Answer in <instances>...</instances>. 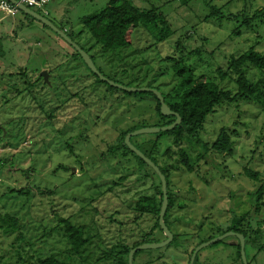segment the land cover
I'll list each match as a JSON object with an SVG mask.
<instances>
[{"label":"rangeland","instance_id":"1","mask_svg":"<svg viewBox=\"0 0 264 264\" xmlns=\"http://www.w3.org/2000/svg\"><path fill=\"white\" fill-rule=\"evenodd\" d=\"M109 1L54 0L36 12L58 29L78 35L80 19ZM135 4L140 9H159L174 34L155 43L145 30H138L131 48L121 52H102L95 46L91 52L95 66L114 83L144 91L152 85L173 102L185 90L174 73L178 62L196 80L214 81L236 93L237 75L228 68L230 59L251 47L264 54V18L260 17L264 0H140ZM0 15V45L5 53L0 56V125L4 127L0 130V216L19 222L18 232L7 234L0 221V264H38L52 255L70 256L63 220L82 227L92 240L90 251L83 254L85 263L73 257L79 264H113L114 258L103 261L113 247H134L149 233L150 240L166 241L165 233L154 228L155 213L136 219L142 198L153 199L157 206L162 203L158 175L130 154H107L125 131L157 128L155 98L126 96L118 90L110 93L53 29L18 10L0 11ZM246 17L252 19L249 26L244 24ZM76 40L86 47L95 44L86 32ZM219 69L230 77L221 80ZM256 70L245 66L247 78L254 83L263 78ZM20 71L27 72L30 83L47 71L50 88L28 89L19 77H9ZM13 85L24 92H8L10 101L5 104L4 86ZM30 90L43 100L58 98L63 104L53 122L49 120L51 125ZM50 109L52 105L45 112ZM222 129L232 134L230 154L211 149ZM137 137L134 144L152 154L169 176L173 201L169 226L177 241L169 248L143 250L134 264H189L201 242L228 233L233 216H245L242 229L248 234L260 228L264 235V197L258 211L251 197L264 185V108L241 100L217 107L200 132V142L208 147L205 155L200 143L192 146L184 140L177 145L167 136L157 141L156 134ZM245 169L259 173L261 182L248 178ZM239 243L229 236L205 247L194 264H241ZM255 255L248 252L251 264H264V252Z\"/></svg>","mask_w":264,"mask_h":264},{"label":"trees","instance_id":"2","mask_svg":"<svg viewBox=\"0 0 264 264\" xmlns=\"http://www.w3.org/2000/svg\"><path fill=\"white\" fill-rule=\"evenodd\" d=\"M2 1V0H0ZM140 1V0H138ZM20 11L19 9H17ZM22 12V11H20ZM23 13V12H22ZM24 14V13H23ZM26 15V14H25ZM28 18H31L32 21H37L32 17L26 15ZM261 18H264V11L260 15ZM259 17V18H260ZM257 18V17H255ZM250 20L247 17L244 20V24L249 26ZM82 31L75 35L72 31H65L66 34L76 42L84 51L88 53L90 58L95 64L94 56L91 54L95 46H99L102 52L104 51H123L126 49L131 48L133 45V39L139 30H145L153 39L155 43H163L168 38H170L174 34V30L171 28L167 18L159 9H140L133 0H110L108 4L102 8L100 11H97L93 14L85 16L80 19ZM45 28H49L43 25ZM60 30L64 31L65 28L59 27ZM86 32L90 39L94 41V46L86 47L83 46L80 42L76 40V37H80L82 33ZM62 41H64L62 39ZM73 56L78 58L83 62L86 66V69L96 78L98 84H104L110 90V93L121 91L119 93H123L126 96H137V95H144V96H152L155 98L157 102V112L159 117V124L158 128L166 127L172 125L177 118L174 116L165 117L161 114V105L157 98V96L152 91H144L139 93H129L124 90H120L116 87L110 86L108 83L101 81L100 78L95 75L85 64L83 58L77 53L75 50ZM5 53L2 50V45H0V56H4ZM250 65L253 68L257 69L260 74H262L263 78L257 82H252L246 76L245 66ZM228 68L230 72H233L237 75V79L235 81L237 86V92L234 93L232 90L222 89L218 83L214 81L205 82L201 80H196L193 72H191L185 65L176 63L173 66L174 73L179 77L181 82V87L185 88L182 95H180L179 100H174L170 102V98L163 94L166 104L170 107V109L177 113L181 119V123L173 130L162 132L156 134L157 141H160L165 136L170 137L173 139L174 143L179 145L182 141L187 140L192 146H195L197 143L203 147L204 155L208 151V147L206 144H202L200 142V132L204 129V124L206 122V118L208 115L213 114L216 112V108L220 107L225 103H233L241 101H246L248 103H252L257 105L261 108H264V54L258 52L254 47H251L248 51L241 54L238 57H232L228 63ZM101 74L105 77L102 73L101 69L98 68ZM256 70V71H257ZM38 72V71H36ZM39 73V72H38ZM221 80H225L226 78L230 77V73L226 70L219 69L217 71ZM9 77L13 79L14 77H19V79L28 86V89H40L42 85V89L47 90L50 88V85L46 83L43 77L38 76V79L30 83L27 79V72L20 71L17 74H10ZM109 80L114 81L112 78L107 77ZM12 83V82H9ZM18 83V82H14ZM150 89H156L152 87V85H148ZM158 90V89H157ZM4 100L5 104L10 101L9 97H7L8 92L13 91L17 95H20L23 90L18 87V85L13 86H4ZM31 95V98L34 99L33 101L38 106V110H40L43 114L46 115V122L48 125H51L53 120L55 119V114H58L61 111L63 106L60 101L54 102L53 100H43L42 96L36 97L32 94V90L28 91ZM3 97V96H2ZM1 97V98H2ZM48 105H52V109L48 113L45 112V109ZM36 110V111H38ZM35 111V112H36ZM58 117V116H57ZM49 120H51L49 122ZM145 127V126H144ZM142 127V128H144ZM136 131V128L132 130L125 131L122 137L118 140L117 145L113 146L109 151V156H114L121 154V157H126L127 154L134 156L141 165L148 166L142 159H140L135 153H133L130 148L127 146L125 139L129 133ZM138 137H132L131 143L137 149L140 150V147L136 144V139ZM135 143V144H134ZM211 149L218 152V153H227L230 154L234 150V141L232 140L231 132L227 131L226 129H222L218 134L216 140L213 142ZM121 152V153H120ZM157 167L160 168V171L163 175H165L168 185V197H169V205L165 216V223L171 231L169 226V213L170 209L173 207V201L171 196L169 195V176L167 174L166 169L162 168L158 165L157 161L153 158L152 154H147L143 152ZM184 158L186 157L185 154L182 155ZM187 160H184L186 163ZM155 173V172H154ZM156 174V173H155ZM245 175L256 181L261 182L259 173L254 172L249 169H245ZM25 196H29V191H25ZM251 197L256 199L258 204H255L256 211L260 208V203L262 198L264 197V185L261 183L259 188L251 193ZM161 199L162 203L157 206L156 202L151 198H142L140 202L137 204V212L138 215L136 219H140L146 213H155L158 216L156 224L154 228H159L161 231V227L159 224L160 212L163 205V192L161 190ZM0 221L2 223L1 227H5V233H16L19 230V222L18 219L11 217L9 215L0 216ZM114 221V220H113ZM245 221V216H233L230 226L228 227L226 232H234L237 234H241L245 237L246 243V256L248 259V252L251 250L255 252V257L259 253L264 252V235L260 228L257 231L250 235L245 230L242 229L243 223ZM62 223L64 224V234L67 238L68 244L70 246V256L61 257L60 255H52L45 259L39 260L38 264H79L76 263L73 259L74 256H78L81 258V262L85 263L86 259L83 257L84 253H88L90 251V246L92 244V240L85 236L86 233L82 227L74 226L70 223L69 220H63ZM174 239L173 242L168 245L166 248L171 247L173 244L176 243L177 237L173 233ZM151 233L148 234V237L145 239L143 243H140L134 247H129L127 245H120L116 246L119 247L120 250L115 253L116 247L107 253L106 257L103 258L104 260L112 259L113 264H128V257L130 251L138 246L148 244L149 241H153L155 243H159L160 241L157 240H150ZM215 239V237H211L206 239V242ZM240 242V241H239ZM150 243V244H155ZM203 242H201L202 244ZM199 244V246L201 245ZM217 244V243H215ZM197 248V247H196ZM195 251V249H194ZM192 252V255L194 253ZM144 251H139L135 254L134 263L136 262V258L139 254ZM238 260L243 264L242 257H241V247L240 243L238 246ZM122 256V257H120ZM124 256H127L126 258ZM101 260V259H100ZM249 260V259H248ZM191 261V260H190ZM196 261V260H195ZM190 264V262H189ZM248 264H251L250 260Z\"/></svg>","mask_w":264,"mask_h":264},{"label":"water","instance_id":"3","mask_svg":"<svg viewBox=\"0 0 264 264\" xmlns=\"http://www.w3.org/2000/svg\"><path fill=\"white\" fill-rule=\"evenodd\" d=\"M10 3H12L14 6H16L20 11H22L24 14L32 17L33 19L37 20L38 22H40L41 24L53 29L54 32L57 33V35L63 39L66 43H68L77 53L80 54V56L83 58L84 62L86 63V65L88 66V68L95 74L97 75L101 81L107 82L110 86L112 87H116L120 90H124L126 92L129 93H139V92H144V89H138V88H127L125 86H122L118 83H114L111 80H109L108 78L104 77L101 72L98 70V68L95 66L94 62L92 61V59L90 58V56L88 55V53L86 51H84L76 42H74L67 34L65 31H62L60 29H58L55 25H53L48 19H46L45 17H43L42 15L38 14L35 11H32L30 9H28L27 7H25L24 5L19 4L18 2H16L15 0H6ZM41 77H43L44 81L46 83L49 84V76L50 74L47 71H43L41 72ZM148 91H152L158 98L160 105H161V114L165 117L168 116H174L177 118V120L169 126L166 127H161V128H146V129H141L132 133H129L126 136L125 142L127 144V146L130 148V150L135 153L140 159H142L148 166H150L153 171L158 175L160 181H161V185H162V192H163V205H162V209L160 212V218H159V224L160 227L162 229V231L165 233L167 240L161 243H157V244H144L141 246H138L134 249H132L130 251L129 257H128V264H134V257L135 254L139 251H143V250H151V249H159V248H164L167 247L168 245H170L173 242L174 239V235L173 233L170 231V229L168 228V226L165 223V216H166V212L168 209V205H169V197H168V185H167V180L165 175L162 174V172L160 171V168L157 167L142 151H140L139 149H137L134 145H132L131 143V138L132 137H137V136H141V135H148V134H159L162 132H167L170 130L175 129L180 123H181V119L179 117V115L175 112H173L170 107L166 104L165 99L163 97V95L158 91V90H154V89H146ZM0 130H4V127H2L0 125ZM229 236H234L237 237L240 241V247H241V257H242V262L243 264H248V260H247V256H246V243H245V237L241 234H237L234 232H228L227 234L220 236L218 238H215L213 240H210L204 244H201L200 246H198L192 257H191V261L190 264H194L196 257L198 255V253L205 247L211 246L215 243L221 242L222 240H224L225 238L229 237Z\"/></svg>","mask_w":264,"mask_h":264},{"label":"built area","instance_id":"4","mask_svg":"<svg viewBox=\"0 0 264 264\" xmlns=\"http://www.w3.org/2000/svg\"><path fill=\"white\" fill-rule=\"evenodd\" d=\"M21 5H24L28 9L35 11L46 8L50 5L54 0H15ZM17 7L12 3L2 0L0 1V11L7 12L9 14H13L17 11Z\"/></svg>","mask_w":264,"mask_h":264},{"label":"crops","instance_id":"5","mask_svg":"<svg viewBox=\"0 0 264 264\" xmlns=\"http://www.w3.org/2000/svg\"><path fill=\"white\" fill-rule=\"evenodd\" d=\"M134 1V3H139V1L138 0H133ZM1 16V15H0ZM1 19H2V17H1ZM0 22H1V20H0Z\"/></svg>","mask_w":264,"mask_h":264}]
</instances>
